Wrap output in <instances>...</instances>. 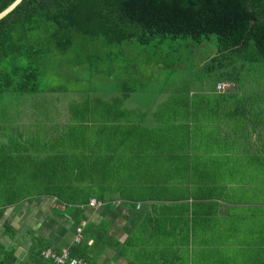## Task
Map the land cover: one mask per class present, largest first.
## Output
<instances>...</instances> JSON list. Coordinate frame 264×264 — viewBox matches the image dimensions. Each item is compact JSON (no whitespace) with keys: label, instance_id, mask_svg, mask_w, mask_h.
<instances>
[{"label":"trees","instance_id":"16d2710c","mask_svg":"<svg viewBox=\"0 0 264 264\" xmlns=\"http://www.w3.org/2000/svg\"><path fill=\"white\" fill-rule=\"evenodd\" d=\"M14 1L0 0V12ZM90 48L94 51L92 57L96 63L92 66L96 74L119 81L118 88L106 94L164 92L169 82L156 90L149 88L145 81L150 77L144 74L145 67L167 72L168 78L189 69L203 72L202 77L212 78L213 81H207L211 89H206L205 93L216 95L220 103H227L229 98L218 94L224 93L217 90L219 84L237 85L253 73H263L264 77V0H22L0 20V95L13 91L40 92L38 81L48 65L62 68L61 65L75 56L74 64L84 66ZM122 56L124 65H120ZM60 58L65 61L61 62ZM130 70L136 72L135 77ZM121 72L126 74L125 80H121ZM173 84L170 92L189 94L195 81ZM54 89L47 92H58ZM81 93L94 94L96 91ZM256 102L252 95L238 101L233 107L234 115L251 118L248 112L260 109ZM119 103L115 97L114 101L86 102L84 110V103L76 101L67 109L70 126L67 143L78 146L84 142V131L93 123L106 128V133L96 134L94 141L111 148L102 157L93 160L89 157L88 169H85L84 158H79L77 165L76 160L68 162L67 153L62 151H49L40 166L36 165V155L31 151L7 161L0 157V187L7 195L14 192L7 204L16 205L28 196L54 197L70 208L73 221L79 225L86 219L84 211L92 198L99 201L104 210H109L108 204L114 200V203L148 202L155 197L150 194L149 181H126L123 173L138 177L153 171L155 166L149 165L148 155L160 151L158 143L163 140L155 128L144 125V120L138 118L142 115L126 113L125 151L123 157H117L118 123L113 115ZM202 106L199 101L194 112L201 111ZM55 108L48 114L51 120ZM101 108H107L103 115ZM127 117L138 118L140 123L128 121ZM21 127L17 122L11 123L8 138L30 147L39 144L35 138L23 141ZM171 138L177 139L171 136L168 140L166 136V144L171 143ZM133 141L144 148H128ZM85 170L98 173L87 180ZM71 171L74 174L70 180H58L55 176L57 173L71 174ZM99 173L103 179H99ZM91 227L85 228L83 242L68 248V255L86 264H97L98 253L84 242L92 233ZM11 232L12 227H9L6 233ZM30 249L27 259L16 263L15 250L8 251L0 241V264H53L41 255L44 250L51 249L43 238L33 237ZM119 255L126 256L122 252ZM135 259L140 260V252L135 253Z\"/></svg>","mask_w":264,"mask_h":264},{"label":"crops","instance_id":"0c3cea01","mask_svg":"<svg viewBox=\"0 0 264 264\" xmlns=\"http://www.w3.org/2000/svg\"><path fill=\"white\" fill-rule=\"evenodd\" d=\"M172 89L173 83L164 92L99 94L90 99L67 94V98L59 99L53 112V141L43 140L52 134L50 131L37 129L35 139L39 144L30 147L15 143L0 129V157L7 161L31 151L36 155V165L40 166L49 151H62L67 153L68 162L76 160L77 165L79 158H84L88 169L89 157L92 160L102 157L111 148L94 141L96 134L106 133V128L93 123L84 131V142L78 146L67 143L70 134L67 109L72 102L85 101V110L86 102L114 101L115 97V101L121 102L113 115L118 123L117 157H123L125 151L126 113L142 115L138 118L144 120V125L155 128L163 142L158 143L161 152L148 155L155 172L138 177L123 173L126 181H149L150 194L155 197L148 202L117 200L114 203V200L108 204L109 210H104V206L85 208L86 219L79 225L83 232L88 225L92 226V233L84 242L98 253L96 263L231 264L232 251L238 257L244 250L240 261L233 264H264V183H261L264 125L253 121L252 116L234 115L235 104L220 103L216 95L194 93L197 87L189 94L172 93ZM233 97L226 96L229 101ZM201 100H206L207 104L203 105L210 108L205 112L202 106L201 111L194 112ZM106 110L101 108L102 115ZM258 112L256 117H262L263 112ZM24 114L35 117L32 112ZM217 117L221 120L217 121ZM138 118L127 117V120L140 123ZM223 118H235V121L224 123ZM204 128L209 132H203ZM166 136L168 140L171 136L177 139L171 138V143L166 144ZM20 137L24 139L21 132ZM128 148L136 150L144 146L133 141ZM95 173L98 172L85 170V178L89 180ZM73 174L71 171L55 176L58 180H70ZM99 179H103L101 174ZM11 195L14 192L7 195L0 187V241L8 251L15 250L16 263L27 259L33 237L43 238L54 251L68 250L79 226L73 221L70 208L50 196H28L16 205L7 204ZM9 227L12 232L7 234ZM139 252L137 261L135 253Z\"/></svg>","mask_w":264,"mask_h":264},{"label":"rangeland","instance_id":"374dc122","mask_svg":"<svg viewBox=\"0 0 264 264\" xmlns=\"http://www.w3.org/2000/svg\"><path fill=\"white\" fill-rule=\"evenodd\" d=\"M90 56L89 59L87 56L85 57V64L84 66H77L75 65V60L77 59L75 56L70 57V61L65 64L61 65L62 68L56 67L54 65H48L44 69V74L40 77L38 81V89L40 92L34 93V94H28V93H21L17 91L13 92H5L0 95V129L4 131L5 134H9L10 131L8 130V126H10L11 123L17 122V124L23 123L22 128L19 130L24 136L23 141L25 139L35 138L38 131L44 130V131H50L52 134L50 136L45 137L43 140H53V132H54V124L53 120H51L48 116V114L53 110L59 102V99L67 98V94H75L79 95L81 99H90L94 97V95L99 94H106V92H113L117 87L118 83L117 81H113V79H110L104 75H97L94 66L92 64H95V60L92 57L94 54L90 48ZM92 57V58H91ZM120 65H124V56L121 57ZM134 59V56L132 57ZM60 61H65V59H61ZM138 62V60L136 59ZM56 64H59V62H56ZM163 65V64H161ZM140 69L142 68V65L140 64ZM148 66V65H147ZM56 67V68H55ZM146 71L144 74L150 78H146L147 81L145 83L149 85V88H152L153 90L159 89L163 86V84H166L168 81L169 84L175 83L176 81H183V83H190V81H195V84L193 85L195 89V92H205L206 89H211V83L207 81H213L212 78H206L202 77L203 72L195 70L196 72H192V70L187 69L185 73L177 72L174 76L168 78L167 72H160L157 69H153L152 67H145ZM150 70V71H149ZM130 73L136 76V72L134 70H130ZM160 75V76H159ZM121 80L126 79V74L121 72L120 74ZM178 79V80H177ZM80 80V81H77ZM202 81V82H199ZM206 81V82H203ZM126 81H121V83H124ZM128 82V81H127ZM246 82V83H245ZM248 82V83H247ZM174 85V84H173ZM87 87L88 89H84ZM200 87V88H199ZM50 88H55V91L59 92H47ZM193 88V89H194ZM91 89V90H90ZM192 89V90H193ZM80 91V92H78ZM85 91H96V93L91 94H82L81 92ZM98 91V92H97ZM211 91V90H209ZM44 92H47L44 94ZM101 92V93H99ZM226 96L233 95V100L226 103V105H233L237 103L238 101H242L246 99L248 96L252 95V97L255 99L256 106L260 107V109L254 108L253 111L248 112L252 115L253 121H264V77L263 73H253L249 74L245 79L241 81L240 84H228L227 88L224 92ZM253 95H258V97H254ZM258 98V99H257ZM81 103H84L85 101H79ZM201 103L204 105L207 104L206 100H201ZM205 112L208 111L210 107H204ZM258 111H262V117H256V113ZM22 112H32L35 116L34 119L32 117H29L28 115H25ZM221 120L217 117V121ZM12 121V122H10ZM230 121H235V118H228L224 119L223 122L228 123ZM212 126V123H207ZM228 125V124H227ZM253 125V124H252ZM203 132H209L208 128L202 129ZM246 171V170H245ZM261 183H264V170L262 172L261 177ZM253 223L250 225L252 226ZM256 224V223H254ZM262 224V223H260ZM262 231L264 232V223L262 226ZM255 241H258L257 238L254 239ZM244 253V250H242L238 257H236V251H232L231 253V264H233L234 261L238 260L240 261L242 255ZM233 260V258H235Z\"/></svg>","mask_w":264,"mask_h":264},{"label":"built area","instance_id":"2783aa9c","mask_svg":"<svg viewBox=\"0 0 264 264\" xmlns=\"http://www.w3.org/2000/svg\"><path fill=\"white\" fill-rule=\"evenodd\" d=\"M226 85L225 84H219L217 86L218 91H224ZM101 203L95 199H90L88 206L97 209L101 207ZM83 228L79 225L75 229L74 237L72 240L71 245H77L81 242H83ZM46 259H51L53 261V264H86L85 261L76 259V258H70L68 255V250H62L59 254H56L51 249H47L42 252L41 254Z\"/></svg>","mask_w":264,"mask_h":264},{"label":"water","instance_id":"95a60500","mask_svg":"<svg viewBox=\"0 0 264 264\" xmlns=\"http://www.w3.org/2000/svg\"><path fill=\"white\" fill-rule=\"evenodd\" d=\"M21 2H22V0H15L7 8H5L3 11H1L0 12V20L5 18L7 15H9Z\"/></svg>","mask_w":264,"mask_h":264},{"label":"bare ground","instance_id":"6f19581e","mask_svg":"<svg viewBox=\"0 0 264 264\" xmlns=\"http://www.w3.org/2000/svg\"><path fill=\"white\" fill-rule=\"evenodd\" d=\"M45 251V250H44ZM47 260H50V261H52L51 259H47Z\"/></svg>","mask_w":264,"mask_h":264}]
</instances>
